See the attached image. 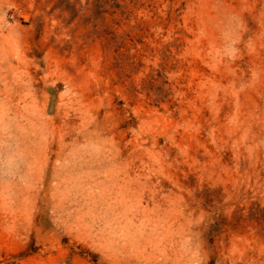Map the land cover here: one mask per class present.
Wrapping results in <instances>:
<instances>
[{
	"label": "rangeland",
	"instance_id": "obj_1",
	"mask_svg": "<svg viewBox=\"0 0 264 264\" xmlns=\"http://www.w3.org/2000/svg\"><path fill=\"white\" fill-rule=\"evenodd\" d=\"M0 264H264V0H0Z\"/></svg>",
	"mask_w": 264,
	"mask_h": 264
}]
</instances>
